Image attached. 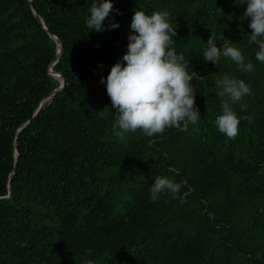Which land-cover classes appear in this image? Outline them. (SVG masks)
Segmentation results:
<instances>
[{
  "label": "trees",
  "instance_id": "1",
  "mask_svg": "<svg viewBox=\"0 0 264 264\" xmlns=\"http://www.w3.org/2000/svg\"><path fill=\"white\" fill-rule=\"evenodd\" d=\"M93 2L31 0L43 28L27 0H0V264H264V63L247 38L245 0H112L104 27H119L101 32L86 26ZM138 10L170 14L173 47L204 78L193 80L200 119L120 139L100 80L126 54ZM211 34L254 71L204 61ZM49 69L64 85L33 116L59 86ZM224 75L253 93L231 105L235 140L215 126ZM165 176L186 184L153 202L149 189Z\"/></svg>",
  "mask_w": 264,
  "mask_h": 264
},
{
  "label": "clouds",
  "instance_id": "2",
  "mask_svg": "<svg viewBox=\"0 0 264 264\" xmlns=\"http://www.w3.org/2000/svg\"><path fill=\"white\" fill-rule=\"evenodd\" d=\"M245 2L243 17L250 19L251 29L247 38L256 48L255 59L264 63V0ZM113 11L112 0H94L86 19L87 28L96 32L118 28L119 24L114 22L108 29L104 27V21ZM115 11L119 14L118 10ZM169 15L166 11H155L151 15L142 10L134 11L127 52L122 61L111 67L106 80L101 77L100 83L106 85L111 107L118 113L113 131L120 139L137 131L147 137L163 135L172 128L183 131L187 124L195 125L200 119L199 109L195 107L197 88L193 86V80L204 78L192 70L189 72L190 61L183 54H177L173 47L177 30L169 22ZM232 44L228 41L218 48L211 34L202 59L218 65L223 56L229 58L238 70L253 72V64L250 61L245 63L242 52ZM216 87L221 89L216 95L220 98L222 114L215 119V126L228 140H235L240 118L231 105L253 95L251 86L242 79L224 75L216 81ZM246 107L241 105L242 110ZM105 110L109 109L106 107L96 113L106 119ZM244 119L251 122L247 116ZM184 184L186 181L178 183L167 176L156 177L149 189L151 200L156 202L165 193L176 197ZM91 253V249L86 251L89 256ZM83 264H93V261L86 259Z\"/></svg>",
  "mask_w": 264,
  "mask_h": 264
},
{
  "label": "water",
  "instance_id": "3",
  "mask_svg": "<svg viewBox=\"0 0 264 264\" xmlns=\"http://www.w3.org/2000/svg\"><path fill=\"white\" fill-rule=\"evenodd\" d=\"M29 3H30V9H31V11H32V14H33V16L35 17V19L39 22V24L44 28V26H43V23H42V21L39 19V17L36 15V13L35 12H33V10H32V6H31V0H27ZM54 39V41H55V43L57 44V54L59 53V51L61 50V46H60V44L58 43V41L55 39V38H53ZM55 62V60L52 62V64ZM51 64V65H52ZM48 74L50 75V76H52V77H58V82H59V86L57 87V89H55L54 91H52L45 99H43L41 102H40V104L38 105V107H37V109L34 111V113H33V116H35L36 114H37V112L42 108V106H43V103L47 100V99H50V98H52L59 90H61L62 89V87H63V85H64V79L60 76V75H57V74H55V73H53V72H51V70L49 69L48 70ZM14 156H15V158L17 157V152H15V154H14ZM10 195V189H9V187H8V192H7V196L5 197V198H7L8 196Z\"/></svg>",
  "mask_w": 264,
  "mask_h": 264
},
{
  "label": "bare ground",
  "instance_id": "4",
  "mask_svg": "<svg viewBox=\"0 0 264 264\" xmlns=\"http://www.w3.org/2000/svg\"><path fill=\"white\" fill-rule=\"evenodd\" d=\"M55 78H57L58 79V77H55ZM59 80V79H58Z\"/></svg>",
  "mask_w": 264,
  "mask_h": 264
}]
</instances>
